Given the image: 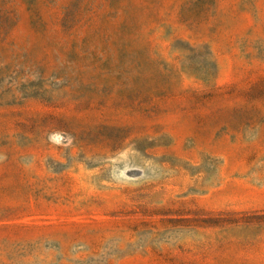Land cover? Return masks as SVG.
Listing matches in <instances>:
<instances>
[{
    "label": "rangeland",
    "instance_id": "obj_1",
    "mask_svg": "<svg viewBox=\"0 0 264 264\" xmlns=\"http://www.w3.org/2000/svg\"><path fill=\"white\" fill-rule=\"evenodd\" d=\"M0 264H264V0H0Z\"/></svg>",
    "mask_w": 264,
    "mask_h": 264
}]
</instances>
